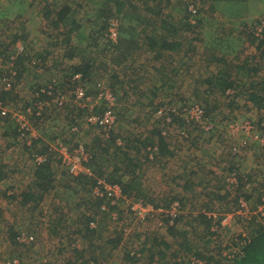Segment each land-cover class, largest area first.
Listing matches in <instances>:
<instances>
[{"label": "trees", "instance_id": "trees-1", "mask_svg": "<svg viewBox=\"0 0 264 264\" xmlns=\"http://www.w3.org/2000/svg\"><path fill=\"white\" fill-rule=\"evenodd\" d=\"M157 1L159 6L168 7L170 6L172 0ZM222 1L223 6L218 8L217 13L219 14L216 17L218 22L223 21V18L225 17L226 20H229L231 15L236 17V14H234L232 10L233 8L237 9L242 15L237 17L239 18V21H236L234 24H236V26L239 24L238 32H240V35L237 34V36L234 37L230 29L229 31L228 29H225L223 33L213 32L214 39L223 44L222 49L219 48L216 49V51L212 50L208 47L210 41L208 40V46H205L203 51L198 55L196 53L197 57L195 56L196 58L193 62L196 65L198 64L197 66L200 65L199 67L204 69H208L211 65L214 66V69L216 68V72L210 74L203 83L206 86L207 92L215 93L214 89H217L219 97H221V103L226 101V98L231 102H236L239 95L243 99L246 98V102L249 105H252L257 110H261L264 108V79L260 82L254 80L255 82L250 83L240 92H238V88L241 86L240 81L244 78H249L251 76L252 79L255 75L261 74L262 76L264 73V1L261 0V3L256 0H251L249 6L246 4L249 0ZM109 3L114 5L113 13L103 8L99 11L106 13L102 16L105 19L103 24L109 28L111 27V24L115 23L117 29L116 37L114 39L109 38L105 52H109L111 53V56H114L113 58H115L114 60L117 63V67L120 66V64L122 65L123 60L128 57V53L135 56H141L144 52L152 56L150 58V69H152V73L157 72L159 76L156 79V85H154L153 91H150V100L146 103L141 101L144 99L142 95L146 96V92L144 87L141 88L140 85L137 84L138 82L141 84L143 77H139V75H137L135 85H132L134 82L132 81L131 85L122 86V81L118 80L119 75L115 76V73L110 70L109 73L105 71L101 72L102 70H106V65L99 63L97 67H94L91 65L90 59L83 54V51L74 53L75 49L67 51V56H65L69 62H72V71L64 77L65 80L63 81V85H54L55 80H59V77L55 78V76L54 79H52L54 83L50 82L47 85H43L44 81H42L37 74L42 73L40 72L42 70L49 71L50 67H47L44 64V60L39 64L37 61L38 55L36 56L35 61V58H33L34 56L31 54L32 52L28 49L24 51L21 50L19 53L13 54L10 49L11 45L16 43V41L21 38L16 35L13 36L10 43H3L1 45L3 50L0 49V57L4 56L2 52H6L4 59L0 58V107L10 106V103L15 101L19 104L21 102L22 106L20 107L21 111L19 112H21L25 121H27L28 126L31 125L33 127V131L36 133L39 132L41 135L36 139L31 138L30 141H27V131L25 132L26 137H21V133L23 131H18L19 127L14 122V118H11L9 115L0 117V123L2 124V128L4 130L3 134L8 135V130L12 129L14 131L12 133V138L15 140L13 143L14 148H18L28 154L27 158H29L30 164L26 167L32 171L31 174L33 175L32 182L25 188L24 191L20 194H15L13 197H6V199L10 201L14 200V202L18 200L16 202V207L20 208L32 205L31 210L34 211L37 207H39L43 198L52 191L57 193L60 190L62 192L60 194H65V196L70 193L74 196L79 192H82L85 197L83 204L89 203L97 209L94 214L99 213L107 215L111 213L115 214L118 220H121V211L118 210L120 207L116 205L124 200H119V198H116L113 195L107 196V194H104V197L101 198L94 194V190L96 189L102 192L103 184L117 187L119 189V193L122 197H124V199H130L135 203L140 202L141 204L153 206L155 212L147 214L146 216L149 217L145 220H158L162 222V225L157 226L158 230L161 226H163L166 233L174 236L175 232L177 233V231L174 230L180 220H185L187 223L186 225H191L192 223L201 225L203 236L206 238L203 243V247L200 248V251H195L194 253L188 255V253L183 252L187 248L185 244H177V250L172 253L174 259L172 264H195L196 261L203 262L204 264H264V215L255 209L257 206H261L263 204L262 201L264 200V177H261L262 175L260 173L251 176L243 175V173L239 172V167L237 168L235 163L231 160L230 166L226 170L228 173H226V177H217L211 173L210 175L214 185H208L204 182L205 187L202 189L208 191V195L203 193L201 196L206 200L203 208L205 207L207 209L209 206L214 207V204L224 203L226 208L230 205V211L237 206V209L240 208L241 202L249 203L251 200V203L254 206L249 210V212H255V214L258 215L256 217L252 216V219L250 218L251 220L249 222V229L246 236L232 238L233 242L228 250L233 251L228 254L229 256L225 255V257H223L225 263H219L218 260L214 263L212 262L214 257H220L223 249L227 248L218 247V249H216L212 246L218 242L217 239H222L216 231L211 232L212 227L217 229L221 228V225L218 224L219 215L216 216L213 224L212 218L207 217L203 213L197 212V214L191 215L190 212H187L186 214L182 212V208L186 205L192 207V204L195 202L202 201L200 198L201 194H197L196 199L190 198L191 196L188 197L190 193H193L191 188L196 184L195 179L198 180L196 176H198L199 173L183 172L180 173V175L176 174L173 177V181H180L177 184L180 191L173 196L170 194V191L164 198L167 203L163 206L155 204L151 191L144 187L143 182L137 180L138 175L134 169L139 168L141 164V166H147V163H151V161L155 158L157 162H164L165 164L173 163L176 159L175 153L170 150V144L167 143L165 137H163V132H166L175 124L177 120L176 114L180 113L181 110H184V112H181L180 114L187 116L192 112V110H198L201 111V123L203 121H207V125H209L213 122V119L210 117V113L214 111V106L209 110L207 109L206 105L210 103L208 99L209 96L205 98L204 103H201L200 99H196V101L194 100L195 102L191 99H184L185 95L189 96L188 89L190 88L183 87L186 83V79L183 77L179 79V75L177 88L178 90L182 89V93H178L179 101H173L171 104H168L167 102H154L157 98L156 92L159 90L156 86L160 85L163 87L165 84L167 85V83L171 81L174 73H177V69H175V67L178 68L180 65H187V63L183 62L184 57H186L189 50L192 52L193 49H190L189 47L192 46L188 47V44L191 41L198 42V44H200V36L197 35V37H194L191 41L188 40L186 35L179 38L176 36L177 29H175L171 24L173 18L169 16H164L165 18H163L160 13H155L154 19L150 20L152 21V24L149 20L146 24L148 25L147 28H152L150 32H153V34H148V36L145 35L142 38L139 36L135 38V34L137 33L136 30L134 31L131 27L130 22L133 20L131 16L125 15L127 17V19L123 22V24H127L125 27H120L119 25L123 16H120L118 13L124 12L126 14L125 3L121 0H109ZM126 3L135 7V0H126ZM186 4L187 6L185 8V12L190 19L188 22L185 21V23H183L184 27L182 30L190 33L193 28H199L200 25H202V22L198 21L197 23V17H195V13H193L194 11L196 12L197 0H193L192 2L189 0ZM45 8L46 12L43 13L45 20L43 21L50 23L53 27H55V29L63 26L66 27L68 26V23H74L70 18L68 19L71 9L67 4H62L51 10H49L45 4ZM211 8L214 9L217 7L212 5L208 7V9ZM207 11L209 10H206V12ZM135 18L137 21L143 20L140 17ZM146 21L147 20H143L142 22ZM122 28L126 29L128 33H125ZM128 28H130L131 31ZM220 28L221 26L219 29ZM101 30L103 29H100V31ZM102 32L103 31H98L99 34H102ZM141 34H144V31ZM218 34H220V36H218ZM234 42H236L237 45H233ZM184 45L187 48L183 49ZM245 48H248L249 50L252 49V51L245 54L246 57L243 61H239L238 59H234V61L229 60L231 55L243 56L241 54H244L243 52ZM49 54L50 53H47L46 56ZM162 58H166L169 61L167 62L165 59V62V60H163L159 67L156 68V64L161 62ZM252 60L253 62H251ZM166 64L168 67H166ZM139 68H141L140 65L138 66V69ZM29 69L30 73H37L34 75L35 79L32 81L26 77ZM57 73H60L59 76L63 77L61 69L57 70ZM109 75L111 76L110 78ZM76 76H78L79 79H74ZM94 76H96V79H94ZM97 78H102L101 80L104 79V81L100 82ZM17 86H26L31 89V92L27 94L26 99L22 97L18 99L19 95L16 94ZM168 86L171 87L172 85L168 84ZM78 88L83 90L84 98L82 100L76 98L77 95L75 92ZM104 91H109L112 94L114 98V103L112 105L103 101L96 105H93L92 102L86 103L85 99H92L94 101L97 96L100 93L103 94ZM129 91H131L135 97V104L139 106L137 110L141 111V117L151 115L156 118H160L161 121L159 122V125H150L148 127L150 130L146 129L148 131L144 134V136H154L153 139H149L148 137L146 138L143 134L128 133V136L131 137L132 140L129 141L127 137L125 138L124 135H122L125 134L122 128L124 125L128 124V119L133 117L131 115L132 112H127L125 114L123 113L125 110H123V112L119 111L121 108L125 109L124 104L127 102L125 99L128 96ZM64 93L66 99L68 100L66 102L63 101V97H61ZM133 105L134 103L132 106ZM54 111H59L56 113L55 117L65 115L64 118L68 120V123L65 124L64 122L66 121L62 120V122H60L58 119H53L52 116L54 115L52 113ZM106 111H111L114 115L116 123V128L114 130H106L103 127H100L98 122L93 123L90 121L91 118L100 119ZM131 122L135 123L138 121H134L133 119ZM190 123L191 122H185V125H190ZM61 124H64L66 128H69V138H63L61 137L63 134H57L54 132V129L57 130ZM139 124L140 123H137V125ZM91 129L101 130V135H104V141L107 140L106 142L110 146L109 148L107 147V150L102 149L100 148L99 139H92L97 146H94V152L92 151L93 153L90 155L88 154V163H82L83 166H87L88 171L91 173H79L77 176H74L70 173L69 169L60 162L52 148L55 144H59L64 145L69 149H75L77 147L85 149V146L79 141L82 140V135L88 134ZM78 131L83 133L79 134ZM19 137L21 138L20 141H18ZM242 138L245 139V136L243 135ZM75 139L80 140L75 142ZM116 139H121L122 144L120 141L116 142ZM27 142L30 144L27 145ZM255 145L256 144L253 145L252 149H257ZM32 151L35 152L31 155ZM98 152H103L105 156H112L111 158H108L109 161H106L107 165L98 164ZM131 155H135L134 159L131 158ZM233 155L232 159H236V153ZM121 157L122 159H120ZM37 158H43V161L39 162L37 161ZM240 159L241 156H238L237 160ZM56 162H60L59 165H61L64 170L60 166H56V168L53 169L51 163ZM110 164H113V166H109ZM7 170H9V168H5L3 165H0V182L6 180L12 174V170L9 172H7ZM107 170H109V172H107ZM201 173L204 172H200V174ZM257 178H259L258 181ZM229 180L231 182H228ZM163 194L165 195V193ZM115 201L117 203L116 205L114 204ZM175 203L178 204L177 209L179 212L176 211L172 215L166 216L164 213L158 212L159 209H169L170 206ZM1 213L2 211L0 210V218ZM110 216L112 217V215ZM84 223L85 224L82 225L83 229L81 228L74 231V236H79L78 234H81V237L85 240L88 239V244L91 245L89 247H91L92 255L86 260L77 254L78 251H76V248H72L71 251L78 256L77 259L79 261H83L84 259L87 262L86 264H102L101 261L112 259V253L119 249H123L124 251L123 258L127 259L129 262L137 263L142 260L145 252H150L149 249L151 248L155 249L161 244L168 248L163 241H159L153 237L152 239L149 238L150 240L148 243L151 247L148 250H144L143 247H139L138 249L137 247L139 245L137 247L131 245L137 243L128 239L125 240L126 238L124 236V232H115L113 233L115 234L114 237L110 234V236L105 239L101 238L102 240L98 241L95 238V235L98 232L93 228H90L91 224H95L93 217H88ZM61 224V222H57L55 225L53 221L52 223L50 221V224H48L46 228L49 230H58ZM32 226H35V228L38 227L37 224H31V227ZM35 228L29 229V232L34 233ZM62 230L68 236L70 235L66 228ZM83 233H85V235H83ZM8 234L11 240L10 243L12 242L13 245L18 244L17 246L21 244L18 242L19 235L15 236L13 229H10ZM141 234L142 233L139 232H136V234L133 232L130 237L138 236L140 240L137 242L143 243L142 240L147 239V237L143 234L144 238H142ZM181 235L184 237V234ZM68 238L70 240V237ZM20 246H22V244ZM12 254H15V252H10V259L6 261L7 263L19 260L22 264H27L25 261L20 259V255L14 256ZM152 257L153 255H150L147 259L151 262Z\"/></svg>", "mask_w": 264, "mask_h": 264}, {"label": "rangeland", "instance_id": "rangeland-1", "mask_svg": "<svg viewBox=\"0 0 264 264\" xmlns=\"http://www.w3.org/2000/svg\"><path fill=\"white\" fill-rule=\"evenodd\" d=\"M121 1L125 3L126 14L124 12L118 13L120 16H123L119 25L120 27H125L127 25L123 24L127 19L125 15L131 16L133 18L130 22L131 27L134 31L136 30L137 33L135 34V38L138 36L142 38L145 35L148 36V34H153V32H150L152 28H147L148 25L146 24L148 20L154 19L155 13H160L163 18H165L164 16L173 18L172 23H170L177 29L176 36L179 38L186 35L188 40L191 41L194 37H197V35L200 36V44L194 41L188 44V47L192 46L189 48L193 49L192 52L189 50L186 57H184L183 62L187 63V65H180L178 68L175 67L177 73H174L171 81L168 82L167 85L165 84L163 87L160 85L156 86L159 90L156 92L157 98L154 102H167L171 104L173 101H179L178 93H182V89L178 90L177 88L179 75V79H181V77L186 79V83L183 87L190 88L188 89L189 96L185 95L184 99H191L193 102H195L196 99H200L201 103H204L205 98L209 96L208 99L210 103L206 106L208 110L214 106V111L210 113L213 122L209 125H207V121L201 123V121L196 120L195 114L192 115L190 113L187 116H183L180 113L184 112V110H181L180 113L176 114L177 120L172 128L163 132V137H165L166 142L170 144L171 152L175 153L176 159L173 163L165 164L164 162H157L155 158L151 163H147V166H141V164L139 168L134 170L138 175L137 180L143 182L144 187L151 191L153 194V201H155V204L158 206H163L167 203L164 198L170 191L172 196L180 191V188L177 187L180 181H173V177L176 174L180 175V173L183 172L199 173L198 176H196L198 180L195 179L196 184L191 188L193 193H190L188 197L191 196L190 198L196 199V195L201 194L200 198L202 201L195 202L192 204V207L186 205L182 208V212L184 214L190 212L191 215H195L197 212L203 213L207 217L212 218L213 224L214 219L219 215L218 224L221 225V228L217 229L212 227L211 232L216 231L222 239H217L218 242L212 246L216 249H218V247L227 248L223 249L220 257H214L212 262L214 263L218 260L219 263H225L223 257L233 251L228 250L232 245V238L246 236L249 229V222L252 219L251 217H256L258 215L255 214V212H249L254 206L251 200L249 203H244L245 210L241 207L237 209V206L229 211L230 205L226 208L224 203L214 204V207L209 206L207 209L204 207V209L203 206L206 200L201 196L203 193L208 195V191L202 188L205 187L204 182L208 185H214L210 175L211 173L217 177L227 176L228 173L226 170L230 166L231 160L235 163L237 168L239 167V172L243 173V175L251 176L260 173L262 175L261 177H264V108L261 110L255 109L246 102V98L243 99L239 95L236 102H231L226 98V101L221 103V97H219L217 89H214L215 93L207 92L206 86L203 83L210 74L216 72V68L214 69V66L211 65L208 69H204L199 67L200 65L197 66L198 64H194L193 61H195L197 57L196 53L198 55L203 51L205 46H208V40H210L208 47L212 50L216 51V49H222L223 44L214 39L213 32L223 33L225 29H228V31L230 29L234 37L237 36V34L240 35V32H238L239 24L236 26L234 23L239 21L237 17L242 14L239 13L237 9L233 8V10H231L236 14V17L231 15L229 20H226L225 17L223 21H219V23L216 17L219 14L217 13L218 8L223 6V1L197 0V8L196 12L194 11V16L197 17V23L200 21L202 25H200L199 28H193L191 30L192 32L188 33L182 30V28L184 27L183 23H185V21L188 22L190 19L185 12L187 6L186 2L189 0H172L168 7L159 6L157 0H135V7L126 3V0ZM192 1L193 0H190V2ZM256 1L261 2V0ZM250 2L251 0L246 4L249 6ZM13 3H15V6H13ZM45 4L49 10L55 9L62 4H67L71 9L68 19L70 18L74 23H68L66 27L63 26L55 29L50 23L43 21L45 20L43 13L46 12ZM211 5L217 8L208 9ZM113 6L112 3H109V0H0V49L3 50L1 45L3 43H10L13 36L16 35L17 37H21L16 43L11 45V52L14 54L18 53V51L28 49L32 52L31 54L34 56L33 58H35V61L38 55V63L40 64L44 60V64L50 67L49 71L42 70L40 74L36 72L30 73L29 69L26 77L32 81L35 79L34 75L37 74L39 78L44 81L43 85H47L50 82L54 83L52 80L54 76L55 78L59 77V80H55V86L63 85V81L65 80L64 77L72 71V62H69L65 57L67 56V51H70V49H75L74 53L83 51V54L90 59L91 65L94 67H97L99 63L106 65V70H102L101 72L105 71L109 73L110 70L115 73V76L119 75L118 80L122 81V86L131 85L132 81H136L137 75L143 77L141 84L138 82L137 85H140L141 88H145L146 96L142 95L144 99L141 101L146 103L150 100V94L159 76L157 72L152 73V69H150V58L152 56L144 52L141 56L128 53V57H124L125 59L122 65L120 64V66L117 67V63L114 60L115 58H113L114 56H111L109 52H105L111 27L107 28L103 24L105 19L102 16L106 13L100 12L99 10L103 8L113 13ZM206 10L209 11L206 12ZM135 17H140L147 21H137ZM150 22L152 24V21ZM220 26L221 28L219 29ZM100 29H103L101 30L103 31L102 34L98 33V31L101 32ZM128 29L131 31L130 28ZM122 30L128 33L126 29L122 28ZM143 31L144 34H141ZM218 36H220V34H218ZM211 37L213 38L210 39ZM233 45H237V43L234 42ZM185 48L187 47L184 45L183 49ZM249 51H252V49L249 50L245 48L244 54H241L243 56L231 55L229 60L234 61V59H238L239 61H243L246 57L245 54H248ZM47 53L50 54L46 56ZM2 54L5 56L6 52L4 51ZM4 56L0 58L4 59ZM165 59L166 58H162L161 62L156 64V68H158ZM168 61L169 60H167V62ZM251 62H253V60ZM139 65L141 68L138 69ZM166 67H168L167 64ZM60 69L62 70L63 77L59 76L60 73H57V70ZM110 77L109 75V78ZM94 79H96V76H94ZM97 79L100 80V82L104 81V79L101 80L102 78ZM263 79L264 73L262 76L261 74L255 75L252 79L251 76L249 78H244L240 81L241 86L238 88V92L244 90L250 83L255 82L254 80L260 82ZM134 82L132 85L136 84V82ZM168 84L172 86L170 87ZM16 92V94L19 95L18 99L21 97L26 99L31 89L26 86H17ZM61 97H63V101H68L65 93ZM125 101H127L124 104L125 109L121 108L119 111L123 112V110H125V112H123L125 114L127 112H132L131 115L133 117L128 119V124L124 125L122 128L125 132V134L122 135H124L125 138L127 137L129 141L131 137L128 136V133L143 134L144 136L148 131L146 129L150 130V128H148L150 125H159L161 121L160 118L151 115L141 117V111L137 110L139 106L135 104V97L131 91L128 92ZM16 102L17 101L11 102L10 106H5L11 118H14V115H21L19 111H21L20 107L22 103L20 102L19 104ZM131 103H134V105L132 106ZM58 112L59 111H54L52 113L54 115L52 118L55 120L58 119L60 122H62V120L66 121L64 123L67 124L68 120L64 118L65 115L55 117ZM133 119L138 122L132 123L131 121ZM185 122L191 123L190 125H185ZM137 123L142 125H137ZM29 128L32 132L31 134H33V138H37L41 135L39 132L36 133L33 131L31 125ZM68 130L69 128L61 124L57 130L54 129V132L63 134L61 136L63 138H69ZM13 132L14 131L10 129L7 132L8 135L3 136L4 130L0 123V165L9 168L7 172L13 171L9 178L0 182V210L2 211L0 218V264L7 263L6 261L10 259L9 256L11 251L12 253L15 252V254H12L14 256L20 255V259L27 264H86L87 262L84 259L87 260L92 255L91 247H89L91 245L88 244V239L85 240L81 237V234H78L79 236H74V231L81 228L83 229L82 225L85 224L84 222L88 217H93L95 220V224H91L90 228L98 232L95 235L98 241L105 239L110 236V234L114 237L115 234L113 233L115 232H124L125 240L128 239L137 243L131 245L135 247L139 245L137 247L138 249L139 247H143L144 250H148L151 247L148 243L150 240L149 238L152 239L153 237L159 241H163V243L168 246V248H166L161 244L155 249H149L150 252H145L142 260L137 263L129 262L127 259L123 258L124 251L123 249H119L112 253V257L115 259L112 258L101 261L102 264H172L174 261L172 253L177 250V244H185L187 248L183 252L188 253V255L195 251H200V248L203 247L206 238L203 236L201 225L196 223L186 225L187 223L185 220H180L174 230L177 231V233L175 232L176 236H172L164 231L163 226L158 230L157 226L162 225V222L158 220H145L149 216H146V218L142 220V217L137 212L134 213L133 208L135 202L130 199H124L118 191H112L111 193L113 195L116 194L117 196L115 197L119 198V200H124L123 202H119L118 205H116V201L114 202L116 206L120 207L118 210L121 211L120 217H122V221L120 219L118 220L115 214H94L97 209L89 203L83 204L85 197L82 192L74 196L71 195V193L65 196V194H60L62 193L60 190L57 193L52 191L43 198L39 207L34 211L31 210L32 205H27L25 208L16 207V202L18 200L15 202L14 200L10 201L7 200L6 197H13L15 194H20L24 191L32 182L33 175L31 174L32 171L26 167L30 164L29 158H27L28 154L18 148H14L13 143L15 140L12 138ZM101 132V130L91 129L88 134L82 135V140L79 142L85 146L86 150H83L87 156L93 153L94 146H97L92 139H99L100 148L105 150L109 148L110 145L106 142L107 140L104 141V135H101ZM82 133L81 131L79 132V134ZM243 135L245 139L242 138ZM144 137H148L149 139L154 138V136L147 135ZM6 138H10L11 140L8 141ZM77 140L75 139V142ZM18 141H20V139H18ZM118 141L122 144L121 139H116V142ZM252 144H256L255 146L259 150L252 149ZM33 152L35 151H32L31 155ZM234 153H236L237 158L241 156V159H232ZM56 156L58 158V153ZM97 156L99 165H107L106 161H109L108 158L112 157L105 156L103 152H98ZM134 157L135 155H131L132 159H134ZM19 159L22 161L21 164L17 163ZM120 159H122V157ZM60 162L51 163L52 168L55 169L56 166L62 167L59 165ZM109 166H113V164ZM62 169L64 170L63 167ZM86 169L87 166L84 165L83 168L80 166L78 171L85 173ZM107 172H109V170H107ZM200 172L204 173L200 174ZM258 180L259 178H257V181ZM228 182L231 181L229 180ZM163 193H165V195ZM169 209H167V212H169ZM255 209L257 211V207ZM176 211L179 212L178 209H176ZM110 215H112V217ZM50 221L51 223L53 221L55 225L57 222H61L62 224L59 226L58 230H49L46 227L50 224ZM31 224H37L38 227H31ZM32 228H35L34 233L29 232V229ZM64 228L67 229V232L70 234L69 236L63 232L62 229ZM10 229H13L15 236L19 235L18 242H20L22 246H20L21 244L17 246L18 244L13 245L12 242L10 243L11 240L8 234ZM133 232L135 234L136 232L142 233V238H144L143 234H145L147 239H143V243H138L137 241L140 240L138 236L130 237ZM181 234H184V237H182ZM83 235H85V233H83ZM68 237H70V240ZM72 248H76V251H78L77 254L84 258L83 261L77 259L78 256L71 251ZM150 255H153L151 262L147 259ZM17 261L19 264L22 263L19 260Z\"/></svg>", "mask_w": 264, "mask_h": 264}, {"label": "built area", "instance_id": "built-area-1", "mask_svg": "<svg viewBox=\"0 0 264 264\" xmlns=\"http://www.w3.org/2000/svg\"><path fill=\"white\" fill-rule=\"evenodd\" d=\"M194 13V12H193ZM116 25L115 24H111V29H110V35L109 38L114 39L116 37ZM20 51H18L19 53ZM74 79H79L78 76H76ZM76 98L82 100L84 98V93L83 90L81 88H78L76 90ZM86 103H91L93 105L98 104L100 102H106L109 105H112L114 103V98L112 96V94L109 91H104L103 94H99L97 96V98L93 101L92 99H85ZM191 114H195L196 116V120L200 121L201 117V111L198 110H192ZM8 115V112L6 110L5 107H0V117H5ZM14 122L18 125V131H23L21 133V137L25 138V132L27 131V141H30L31 138H33V134H31L32 132L30 131V128L28 126L27 121H25V118L22 117L21 115H14ZM91 122L96 123L98 122L100 127H103L104 129L108 130V129H115L116 128V123H115V118L114 115L112 114L111 111H106L101 117L100 119H96V118H91L90 119ZM243 128V127H242ZM18 139L21 140V138L19 137ZM36 139V138H33ZM30 143L27 142V145H29ZM53 152H55L56 154L58 153V159L61 161V163L67 167L70 171L71 174H73L74 176H77L79 173H83V174H90L89 171L86 169L85 173L84 172H79V167L81 166L82 168L84 167L82 165V163L84 162L85 164L87 163L88 160V156L87 154L84 152L83 148L81 147H77L75 149H69L68 147L64 146V145H59V144H55L52 148ZM37 161H43V159L41 158H37ZM112 191H118L119 189L117 187H113V186H107L103 184L102 187V192H100L98 189H96L94 191V194L99 196V197H104V194H107V196H112L113 194L111 193ZM119 194V193H118ZM113 196H117L116 194ZM262 205L261 206H257V211L259 213H261L262 215H264V200L262 201ZM177 205L178 204H173L170 206L169 212H167V210H160L158 212L160 213H164L165 216L166 215H172L173 213H175L176 209H177ZM241 208H243L244 210L246 209L244 207V202H241L240 205ZM134 213L137 212L142 218V220H144L146 218V215L149 213H154L155 209L151 206H148L146 204H141L140 202L134 203ZM4 264H19L17 260H14L13 262L10 263H4ZM22 264V263H21ZM195 264H204L203 262L200 261H196Z\"/></svg>", "mask_w": 264, "mask_h": 264}, {"label": "crops", "instance_id": "crops-1", "mask_svg": "<svg viewBox=\"0 0 264 264\" xmlns=\"http://www.w3.org/2000/svg\"><path fill=\"white\" fill-rule=\"evenodd\" d=\"M13 6H15V3H13ZM3 136H5V135L3 134ZM6 139H7L8 141L11 140L10 138H6ZM9 147H10V145H9ZM21 162H22V161L19 159L17 163H20V164H21ZM22 165H23V164H22ZM1 182H2V181H1Z\"/></svg>", "mask_w": 264, "mask_h": 264}, {"label": "clouds", "instance_id": "clouds-1", "mask_svg": "<svg viewBox=\"0 0 264 264\" xmlns=\"http://www.w3.org/2000/svg\"><path fill=\"white\" fill-rule=\"evenodd\" d=\"M201 121V120H200Z\"/></svg>", "mask_w": 264, "mask_h": 264}]
</instances>
